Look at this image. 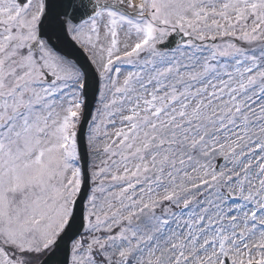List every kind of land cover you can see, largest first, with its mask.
<instances>
[{
	"label": "snow or ice",
	"instance_id": "6c2138e0",
	"mask_svg": "<svg viewBox=\"0 0 264 264\" xmlns=\"http://www.w3.org/2000/svg\"><path fill=\"white\" fill-rule=\"evenodd\" d=\"M0 264H264V0H0Z\"/></svg>",
	"mask_w": 264,
	"mask_h": 264
}]
</instances>
